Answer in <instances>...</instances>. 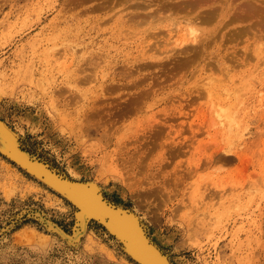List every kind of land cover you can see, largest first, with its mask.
I'll use <instances>...</instances> for the list:
<instances>
[{
  "label": "rangeland",
  "instance_id": "rangeland-1",
  "mask_svg": "<svg viewBox=\"0 0 264 264\" xmlns=\"http://www.w3.org/2000/svg\"><path fill=\"white\" fill-rule=\"evenodd\" d=\"M92 1L0 0V121L29 160L134 209L171 264H264V37L230 25L196 56L142 60L140 36L112 43L109 8ZM6 155L0 264H138L95 220L77 248L47 231L34 212L71 233L79 208Z\"/></svg>",
  "mask_w": 264,
  "mask_h": 264
},
{
  "label": "bare ground",
  "instance_id": "bare-ground-1",
  "mask_svg": "<svg viewBox=\"0 0 264 264\" xmlns=\"http://www.w3.org/2000/svg\"><path fill=\"white\" fill-rule=\"evenodd\" d=\"M100 1L101 3L99 4H101V7L109 8V9H106L107 10L106 14L104 12L103 14L110 16L109 19L111 21L113 20L112 23L109 21V23H111V26H112L111 30L115 32V36H112L111 42L112 43L113 41L117 42L122 37L127 38L128 36H130V38H128L129 40L134 37H136L137 39V36H140L141 38L139 37V39H142L141 43L144 44L142 45L143 48H141V50L142 49L144 50H142V55L138 59H142V60L156 59L158 57L156 54L160 51L163 52L161 55L165 54L166 56H167V53L170 54V52H177V51L179 54H187L186 57L196 56L199 53V49L203 50V47L205 46L204 45L205 41L208 38L216 34L217 31H220L221 28L222 29L223 27L227 28L230 25H233L234 27L233 31L229 32L228 34L230 38H232L233 36L237 38L238 36H241L243 38L250 37L253 40L260 39L262 41L264 37V0H100ZM117 5H119V7H127L128 10L126 11L125 14L115 16V12L117 10V9L115 10V8L118 7ZM227 40L228 39H226V41ZM99 54H96L95 56H91L89 58L88 66H87L88 70L92 69L96 73L97 68H98L97 66H99L101 62L107 60V59L105 60L106 56H101ZM251 56L254 57V55H251ZM244 59H247V58L245 57ZM239 63L237 62V64ZM89 80L90 79H88V81ZM145 128L147 127L144 126L143 129ZM148 128L150 129L152 133H155L156 131L155 126L153 127V125H151ZM174 136H176V134ZM167 140H169L170 142V139H167ZM16 141H17L16 134L13 131H11V129L6 128L5 124L0 121V152L3 154H7L8 158L11 161H15L17 165L22 168V170H25L35 179H37L38 181L40 180L45 185L52 188L56 193L64 197L65 200H69V202L76 205L75 207L79 208V209L77 208L78 210L74 212L75 213L74 215L75 225L71 233H66L65 230H63V228L53 223L48 218L49 216L43 218V216H41L40 213L34 212L33 216L40 218L41 221H43L44 219L45 221L44 228H46V230L49 232L57 234L61 238L62 240L61 242H63L64 245L74 246L75 248H77L79 246V243L81 242V238L83 237V235L86 233L88 229L89 221L95 220V222L97 221L106 227L109 233L114 236L116 242L120 244V247L124 250V252L130 255L131 257H133V259L138 264H171L170 261L167 259V256H166L167 254L164 255L161 251H159L158 247L154 243H152L151 238L148 234V231H150L148 230V226H146V224H144L145 222H143V220L141 219L143 217H140L139 215H137L138 213L135 214V212L133 211L134 209L133 210L128 209V207L125 209V207H123L122 205H115V204H112V202H108L107 200H105L103 191L101 190L102 188L101 186H99L100 184L98 185L96 182L89 181V180L87 183L83 181L82 183L73 181L66 177L61 176L62 174L58 175L57 174L58 172L57 173L53 172L55 169H53V171H51L50 168L47 169L41 163L36 162L37 160L34 162L29 160V158L31 159V157L28 158L27 155H25L24 152H22V150L19 149V146H18L19 144ZM155 142L157 141L155 140ZM177 142L172 141L171 143L177 146L176 144ZM157 143L160 144L159 142ZM180 143L182 145V142ZM152 149H154V147ZM232 151L233 150L229 148V149H223L222 152L229 157L230 155H232V153H234ZM41 152L43 153V150ZM175 156H176V153L174 157ZM167 163L168 162H166V165H168ZM67 172H70V171H67ZM214 183H216V181ZM37 186L39 185L37 184ZM210 191L211 190H209V192ZM192 196L193 195H191V197ZM207 196L208 195H206V197ZM206 197L204 196L205 199ZM215 199L213 200L215 201ZM59 200L63 201L61 198H59ZM23 209H22V213L28 212L27 210L25 209L23 210ZM30 209L32 210L33 208H30ZM137 210L138 209H136V212ZM149 219H151V216Z\"/></svg>",
  "mask_w": 264,
  "mask_h": 264
},
{
  "label": "water",
  "instance_id": "water-1",
  "mask_svg": "<svg viewBox=\"0 0 264 264\" xmlns=\"http://www.w3.org/2000/svg\"><path fill=\"white\" fill-rule=\"evenodd\" d=\"M8 156V155H7ZM15 162V161H14ZM16 163V162H15ZM17 164V163H16Z\"/></svg>",
  "mask_w": 264,
  "mask_h": 264
}]
</instances>
